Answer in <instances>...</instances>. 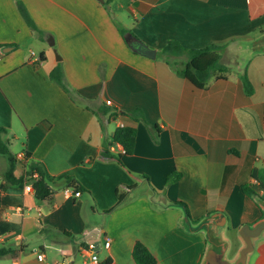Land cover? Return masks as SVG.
<instances>
[{
    "label": "crops",
    "instance_id": "crops-1",
    "mask_svg": "<svg viewBox=\"0 0 264 264\" xmlns=\"http://www.w3.org/2000/svg\"><path fill=\"white\" fill-rule=\"evenodd\" d=\"M262 32L264 0H0V127L11 152L27 156L14 176L38 162L54 195L44 204L9 183L0 154V247L14 249L0 264H88L92 253L100 264H136L138 241L154 264H201L199 225L213 213L225 218L233 256L238 228L264 216V51L234 71L229 56ZM168 40L224 45L227 70L195 88L168 64L189 53H164ZM119 126L136 128L133 152L103 158ZM254 245L248 264H264V237Z\"/></svg>",
    "mask_w": 264,
    "mask_h": 264
},
{
    "label": "trees",
    "instance_id": "trees-1",
    "mask_svg": "<svg viewBox=\"0 0 264 264\" xmlns=\"http://www.w3.org/2000/svg\"><path fill=\"white\" fill-rule=\"evenodd\" d=\"M22 10V6L20 7ZM224 45H209L203 48L186 49L177 40H168L162 51L168 54H177L181 51H187L188 59L181 63V66L174 64L172 61L168 60V64L182 76L186 81L191 83L195 88H204L207 81L215 75L216 72H224L227 70V66L220 63V55L218 49L222 48ZM50 75L57 82H61L62 71L60 66H55ZM241 83L247 93H250L252 88L250 81L248 79L246 70L240 76ZM133 117H143L141 112L138 110L136 112L130 113ZM6 130L0 127V154L4 155L8 160V168L5 171V178L11 184L21 183L32 177L34 172L38 173V178L33 181V188L35 191L36 198L44 203L49 204L54 201L53 192L45 179V174L40 163L32 162L29 165L26 173L20 177L14 176V162L15 156L9 148V142L7 138H4ZM136 128L130 126H119L114 130V134L109 143L105 144L101 150V156L106 159H116L120 161L121 155L115 154L110 149V145L117 143L120 144L124 149V154H131L134 149V143L136 139ZM178 175L171 174L169 179H176ZM70 185H72L70 183ZM243 190L246 194L251 195L256 198L257 193L250 187V185H244ZM121 202L117 203V205ZM174 204H183L181 202H173ZM115 205V206H117ZM133 257L136 264H154L156 262L155 256L150 252V250L141 242H136L133 246ZM14 255V249L11 247H0V257Z\"/></svg>",
    "mask_w": 264,
    "mask_h": 264
},
{
    "label": "water",
    "instance_id": "water-1",
    "mask_svg": "<svg viewBox=\"0 0 264 264\" xmlns=\"http://www.w3.org/2000/svg\"><path fill=\"white\" fill-rule=\"evenodd\" d=\"M52 45V42H49ZM136 51L155 57V50L139 42L136 45ZM250 48L253 51H264V32L258 37L252 39ZM4 51V50H3ZM259 206L264 210V199L258 201ZM220 213H213L205 218L199 225L205 228L208 245L206 247L201 264H248L249 256L254 251L255 241L264 237V216L250 223H243L237 230L238 239L241 242L240 247L233 256H229L231 241L225 235V218L221 222H214Z\"/></svg>",
    "mask_w": 264,
    "mask_h": 264
},
{
    "label": "built area",
    "instance_id": "built-area-1",
    "mask_svg": "<svg viewBox=\"0 0 264 264\" xmlns=\"http://www.w3.org/2000/svg\"><path fill=\"white\" fill-rule=\"evenodd\" d=\"M2 54H3V51L0 49V59H1ZM108 103L110 104V102H108ZM116 148L121 153H125V149L120 144H112V145H110V149L112 151H115ZM14 156H15V159H19V160H22V159L27 158L26 153H24L23 151L16 153ZM36 178H38V173L34 172L32 174V177L31 178L29 177L27 180H25L23 182L25 190H27V191H33L34 190V188H33V181ZM63 191H64L65 194H74L76 196H79L80 195V191H77V190L74 191L70 187L64 188ZM109 244H110V239L107 238V240L105 241V244L104 245L106 247H108ZM38 258L39 259H43V253L42 252H40L38 254ZM55 264H66V262H65V260H59ZM88 264H100L99 261H98L97 255L95 253H92L91 254V260H90V262Z\"/></svg>",
    "mask_w": 264,
    "mask_h": 264
},
{
    "label": "rangeland",
    "instance_id": "rangeland-1",
    "mask_svg": "<svg viewBox=\"0 0 264 264\" xmlns=\"http://www.w3.org/2000/svg\"><path fill=\"white\" fill-rule=\"evenodd\" d=\"M261 33H258L257 37L260 35ZM245 47L244 44L241 45V48H239L237 50V53H236V56L234 55H230L229 56V60H230V71H234V66L233 64L237 61L239 62L240 65H244L247 60H248V56L252 53V49L250 48V50H248L247 48H243ZM254 52V51H253ZM234 62V63H233ZM173 63L178 65V66H181L182 64H180V61L179 60H174L173 59ZM230 234L228 233L226 236L230 239L231 241V247H232V240H231V237L229 236Z\"/></svg>",
    "mask_w": 264,
    "mask_h": 264
}]
</instances>
